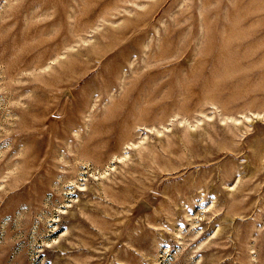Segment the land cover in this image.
Listing matches in <instances>:
<instances>
[{
    "label": "rangeland",
    "instance_id": "rangeland-1",
    "mask_svg": "<svg viewBox=\"0 0 264 264\" xmlns=\"http://www.w3.org/2000/svg\"><path fill=\"white\" fill-rule=\"evenodd\" d=\"M0 264H264V0H0Z\"/></svg>",
    "mask_w": 264,
    "mask_h": 264
}]
</instances>
